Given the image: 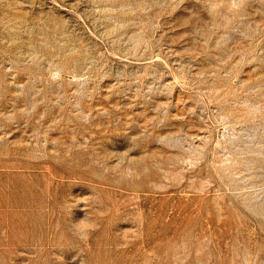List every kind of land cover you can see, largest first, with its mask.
<instances>
[{
	"label": "rangeland",
	"instance_id": "1",
	"mask_svg": "<svg viewBox=\"0 0 264 264\" xmlns=\"http://www.w3.org/2000/svg\"><path fill=\"white\" fill-rule=\"evenodd\" d=\"M0 264H264V0H0Z\"/></svg>",
	"mask_w": 264,
	"mask_h": 264
}]
</instances>
